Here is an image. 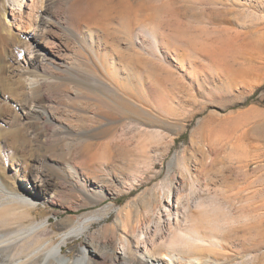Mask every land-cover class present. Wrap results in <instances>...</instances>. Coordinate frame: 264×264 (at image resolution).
Here are the masks:
<instances>
[{"label":"rangeland","instance_id":"obj_1","mask_svg":"<svg viewBox=\"0 0 264 264\" xmlns=\"http://www.w3.org/2000/svg\"><path fill=\"white\" fill-rule=\"evenodd\" d=\"M32 1L19 8L7 0V18L0 14V33L7 29L17 38L0 46V97L17 87L12 73L34 56L36 29H25ZM66 5L68 29L58 32L81 56L76 79L93 84L96 76L97 90L109 95L115 89L100 82L118 79L144 108L140 116L154 143H148V153L136 151L141 127L128 129L126 120L103 128L108 130L92 141L110 146L114 160L124 162L117 178L128 182L126 191L99 204L73 195L40 202L38 221L49 216L52 231L67 228L70 217L100 216L64 247L73 257L91 240L100 252L122 244L136 251L138 236L159 239L157 226L167 234L170 219L181 227L192 222L202 234L220 238L223 248L205 251L203 261L264 264V0H67ZM1 8L0 2V13ZM23 83L28 92L39 85L33 78ZM5 134L0 145L11 154L16 140ZM75 149L86 159L83 146ZM38 154L3 167L0 161V171L16 183H21L18 166L53 172L50 159ZM181 157L188 173L179 166ZM132 174L139 177L133 186ZM200 203L220 210L202 212Z\"/></svg>","mask_w":264,"mask_h":264},{"label":"bare ground","instance_id":"obj_2","mask_svg":"<svg viewBox=\"0 0 264 264\" xmlns=\"http://www.w3.org/2000/svg\"><path fill=\"white\" fill-rule=\"evenodd\" d=\"M5 1L0 0V14L4 19L10 12ZM11 1L9 5L14 7L24 4V0ZM32 3V20L26 23L25 29H36L31 34L35 53L24 67L12 73L17 87L3 92L0 97V135L6 133L16 140L12 143L11 154L6 153V146L0 145V161L3 167L7 161L17 164L27 155L31 158L40 153L44 160L50 159L54 167L51 171L56 175L48 170L37 173L35 169L28 171L18 166L17 181L21 183H16L0 171V264H105L107 260L112 264H212L203 261L202 256L205 251L223 248L220 238L202 234L192 222L181 227L169 219L167 234L157 226L156 231L161 233L159 239H148L144 233L142 241V236H138L137 250L133 252L128 244L100 252L91 240L73 257L65 253L64 247L83 235L101 219L100 216L70 217L66 220L67 228L56 230L54 227L52 231L48 225L51 223L49 216L38 221L34 212L40 202L54 203L63 195H73L99 204L126 191L128 182L117 178L124 162L114 160L110 146H98L92 141L108 130L103 128L113 127L121 120L129 121L126 122L128 129L140 126L135 135L139 140L135 150L140 153H148V143L153 139L146 137L148 125L140 116L144 108L135 103L118 79V83L116 79L114 83L112 80L100 82L107 89H115L110 95L97 90L96 76L92 78L93 84L76 79L81 56L58 32L68 29L67 0H33ZM4 32L0 33V46L6 48L17 38L12 31ZM26 78L38 79L39 85L28 92L23 83ZM92 109L99 113L91 112ZM112 110H117L118 116H114ZM82 146L86 149V159L75 151ZM179 166L189 172L185 157L180 158ZM129 178L131 186L139 181L135 174ZM209 208L213 213L220 210L216 204L198 205L202 212ZM216 228L221 229V226ZM139 245L144 246V251H140ZM155 252L158 255L155 256ZM194 254L196 256L192 257Z\"/></svg>","mask_w":264,"mask_h":264}]
</instances>
